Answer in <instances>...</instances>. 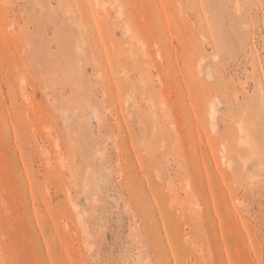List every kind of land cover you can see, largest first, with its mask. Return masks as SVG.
Instances as JSON below:
<instances>
[{
	"label": "rangeland",
	"instance_id": "1",
	"mask_svg": "<svg viewBox=\"0 0 264 264\" xmlns=\"http://www.w3.org/2000/svg\"><path fill=\"white\" fill-rule=\"evenodd\" d=\"M0 264H264V0H0Z\"/></svg>",
	"mask_w": 264,
	"mask_h": 264
},
{
	"label": "bare ground",
	"instance_id": "2",
	"mask_svg": "<svg viewBox=\"0 0 264 264\" xmlns=\"http://www.w3.org/2000/svg\"><path fill=\"white\" fill-rule=\"evenodd\" d=\"M212 111H214V110H212ZM210 117L212 118V120L214 119V113L213 112L210 113Z\"/></svg>",
	"mask_w": 264,
	"mask_h": 264
}]
</instances>
